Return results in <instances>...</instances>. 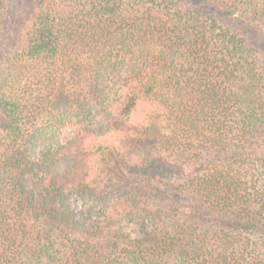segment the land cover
<instances>
[{
  "label": "trees",
  "instance_id": "16d2710c",
  "mask_svg": "<svg viewBox=\"0 0 264 264\" xmlns=\"http://www.w3.org/2000/svg\"><path fill=\"white\" fill-rule=\"evenodd\" d=\"M257 37L264 0H0V264H264Z\"/></svg>",
  "mask_w": 264,
  "mask_h": 264
},
{
  "label": "rangeland",
  "instance_id": "374dc122",
  "mask_svg": "<svg viewBox=\"0 0 264 264\" xmlns=\"http://www.w3.org/2000/svg\"><path fill=\"white\" fill-rule=\"evenodd\" d=\"M250 34H251V33H250ZM254 36H255V35H254ZM5 40L8 41V42H10V43H12V41H11L8 37L5 38ZM253 41H254V43H256V44H259V45L262 44V45H261V48H264V41L259 40L258 37H257V38H253ZM261 42H262V43H261ZM261 58L264 59V52L261 53ZM69 205H70L69 207H71V208L79 209V208L81 207V202L71 200Z\"/></svg>",
  "mask_w": 264,
  "mask_h": 264
}]
</instances>
